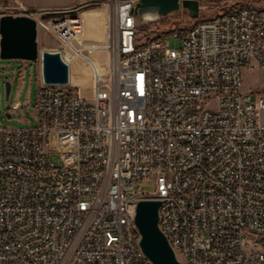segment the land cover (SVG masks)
I'll return each mask as SVG.
<instances>
[{
  "label": "built area",
  "instance_id": "1",
  "mask_svg": "<svg viewBox=\"0 0 264 264\" xmlns=\"http://www.w3.org/2000/svg\"><path fill=\"white\" fill-rule=\"evenodd\" d=\"M103 1L102 47L67 11L41 13L93 85L42 83L34 124L0 121V264H153L135 224L144 199L161 201L182 264H264V90H242L245 68L264 71V1L199 15L179 48L141 36L139 0Z\"/></svg>",
  "mask_w": 264,
  "mask_h": 264
},
{
  "label": "rangeland",
  "instance_id": "2",
  "mask_svg": "<svg viewBox=\"0 0 264 264\" xmlns=\"http://www.w3.org/2000/svg\"><path fill=\"white\" fill-rule=\"evenodd\" d=\"M202 7L200 18L213 16L224 9L232 6L236 0H199ZM243 2L259 3L264 0H240ZM103 0H0V17L3 15L20 16L26 15L38 21V46L39 58L27 62L22 59H2L0 57V121L3 127H25L36 122V100L39 85L42 82L41 73V53L44 50L55 51L63 45L58 34L51 27V19L42 20V11L64 10L59 19L71 17L79 20L82 24L84 37L94 45L104 46L107 40V26L110 20L109 7ZM23 6V7H22ZM76 13L74 15L73 13ZM196 19L189 16L187 9L169 13L165 16L151 18L137 17L138 27L142 37L153 38L158 35H165L169 41V46L179 48L180 37L175 34L180 28L190 26ZM67 22L66 25H70ZM64 58L71 64L72 81L80 84L83 89L81 93L89 94L93 85L91 69L89 66L66 46ZM100 63H105L108 53L98 50L91 54ZM101 67V66H100ZM103 69V67H101ZM41 80V82H40ZM10 82L11 89L6 93V82ZM66 90L75 89L69 85L64 86ZM243 92L254 94L264 90V71L260 68L248 69L243 72ZM20 101V110L11 112L12 103ZM12 116L8 118L7 113ZM51 147L56 149L51 153L50 160L57 166H61V154L66 151L65 146H58L56 136L52 137ZM140 184L146 193H155L156 184L152 178L141 179Z\"/></svg>",
  "mask_w": 264,
  "mask_h": 264
},
{
  "label": "water",
  "instance_id": "3",
  "mask_svg": "<svg viewBox=\"0 0 264 264\" xmlns=\"http://www.w3.org/2000/svg\"><path fill=\"white\" fill-rule=\"evenodd\" d=\"M187 9L189 16L197 19L200 15L199 0H139L134 12L139 17L151 14L165 16L180 9ZM76 15V13H73ZM57 15L47 13L43 18ZM38 22L35 18L20 15L0 17V57L34 61L39 58ZM42 82L46 85H68L71 81V66L64 58L62 46L55 51L41 53ZM11 89L6 82V93ZM8 118L11 117L7 113ZM160 200H140L136 207L135 224L140 232V245L153 264H182L159 226Z\"/></svg>",
  "mask_w": 264,
  "mask_h": 264
},
{
  "label": "trees",
  "instance_id": "4",
  "mask_svg": "<svg viewBox=\"0 0 264 264\" xmlns=\"http://www.w3.org/2000/svg\"><path fill=\"white\" fill-rule=\"evenodd\" d=\"M248 5H249L248 2H243V1H240V0H236V2L232 4V6H230V7L227 8V9H224L223 11H229V12H231V11H238V10H240V9H242V8H244V7H246V6H248ZM195 21H196V20H195ZM188 27H189V26H188ZM188 27L180 28L179 31L185 30V29H187ZM159 36H160V35L155 36V37H153V38H156V37H159ZM161 36H164V35H161ZM148 39H151V38H148Z\"/></svg>",
  "mask_w": 264,
  "mask_h": 264
},
{
  "label": "bare ground",
  "instance_id": "5",
  "mask_svg": "<svg viewBox=\"0 0 264 264\" xmlns=\"http://www.w3.org/2000/svg\"><path fill=\"white\" fill-rule=\"evenodd\" d=\"M130 15H132V17H138L136 14H135V12H134V8H130ZM145 18H151V19H153V18H155V16H153V15H151V14H147V15H145L144 16V19ZM66 24V23H65ZM105 45H106V43H105ZM104 45V46H105ZM20 107H21V105H20Z\"/></svg>",
  "mask_w": 264,
  "mask_h": 264
},
{
  "label": "crops",
  "instance_id": "6",
  "mask_svg": "<svg viewBox=\"0 0 264 264\" xmlns=\"http://www.w3.org/2000/svg\"><path fill=\"white\" fill-rule=\"evenodd\" d=\"M26 61H27V60H26ZM27 62H29V61H27ZM40 82H41V80H40ZM42 83H43V82L40 83L39 87L41 86ZM14 102H19V103H20V101H17V100H15ZM20 105H21V103H20Z\"/></svg>",
  "mask_w": 264,
  "mask_h": 264
}]
</instances>
